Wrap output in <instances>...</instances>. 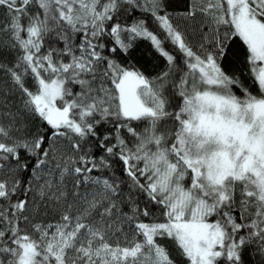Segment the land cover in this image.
I'll return each mask as SVG.
<instances>
[{"label":"snow or ice","instance_id":"obj_1","mask_svg":"<svg viewBox=\"0 0 264 264\" xmlns=\"http://www.w3.org/2000/svg\"><path fill=\"white\" fill-rule=\"evenodd\" d=\"M0 264H264V0H0Z\"/></svg>","mask_w":264,"mask_h":264}]
</instances>
